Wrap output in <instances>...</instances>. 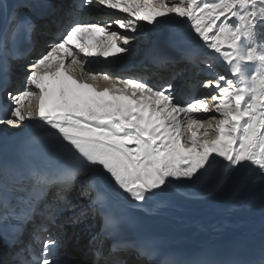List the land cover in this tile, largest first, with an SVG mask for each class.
Here are the masks:
<instances>
[{
  "label": "snow or ice",
  "instance_id": "1",
  "mask_svg": "<svg viewBox=\"0 0 264 264\" xmlns=\"http://www.w3.org/2000/svg\"><path fill=\"white\" fill-rule=\"evenodd\" d=\"M83 2L127 14L117 16L113 23L132 33L143 27L139 22L159 23V18L170 14L194 21V38L205 49L203 62L211 77L201 86L212 92L208 97L182 100L174 91L172 79L162 84L131 76L113 79L110 73L93 69V58L107 60L124 53L128 49L118 42L128 45L136 39L108 31L98 23L74 22L63 30L32 62L33 70L25 73L18 91L10 90L8 64L0 62V94L7 101L0 103V124L18 127L26 120L42 122L55 130L50 135L65 154L62 162L31 171L19 213L0 189V218L16 216L23 228L34 220L51 186L70 190L66 182L83 175L88 180L80 183V196L68 200L74 210L79 208L70 222H83L89 211L99 213L104 227L97 235L107 238L120 232L124 213L105 186L118 197L147 202L175 181L195 183L218 162L230 173L249 170L264 180V0H201L199 4L197 0H181L176 6H168L165 0ZM9 22L13 40L18 29L28 34L32 31L31 23L18 20L14 13ZM91 33L102 36L86 39L85 34ZM4 52L16 57L15 48L0 43V55ZM253 62L255 66L249 67ZM217 66L222 71H217ZM100 76L107 82L102 89L97 83ZM208 100L216 103L210 105ZM212 111L218 119L196 115ZM85 184L96 193L87 205L80 203V197L88 195ZM59 211L40 214L55 224ZM47 231V226L36 229L26 245L29 250L34 242L41 245L30 264H61V239L57 235L41 241L40 233ZM22 235L17 230L15 236L5 239L15 247L22 242ZM130 248L143 254L134 242L121 240L114 242L109 255ZM23 251L14 258H20ZM92 253L93 264L101 259L104 264H118L98 249L93 248Z\"/></svg>",
  "mask_w": 264,
  "mask_h": 264
},
{
  "label": "bare ground",
  "instance_id": "2",
  "mask_svg": "<svg viewBox=\"0 0 264 264\" xmlns=\"http://www.w3.org/2000/svg\"><path fill=\"white\" fill-rule=\"evenodd\" d=\"M79 2H83V0H26V8L29 12L36 9L43 13L40 18L31 23L33 26L32 31L30 34L27 33L29 45L22 54L21 59L15 63L9 57L5 58L12 78L10 90H20L23 78L21 74H17V71L11 68L12 65L17 64L25 67V65H22L23 63H30L29 71L31 72L33 70L31 67L32 62L45 52L42 51L43 43L47 41L46 45H44L47 50L63 30L78 19V22L98 23L101 26H107L108 31L116 30L121 35L136 37L128 45H124L122 41L118 42L121 47L128 49L124 53L109 57L107 60L104 58H93L95 61L92 64L93 69L100 72H108L113 79L120 76H131L146 78L147 81L155 84H162L171 79L174 74L180 73L183 80L173 79L176 86L174 91L180 99L188 100L194 97H208L211 94L212 89L201 86L205 79H211V77L207 75V69L203 62L205 49L200 47L197 39L194 38V21L190 22L188 18H180L176 17L175 14H170L169 17L159 18L161 21L159 23L147 24L146 22H139L143 27H138V32L132 33L128 30L119 29L118 25L113 23L117 16H127V14L119 13L118 10L108 9L106 6L100 5H86L82 9L78 7ZM165 2L168 6H176L181 3V0H165ZM197 2L199 4L201 0H197ZM256 2L259 3V0H256ZM229 22L231 23V21ZM85 36L87 39L89 36L101 37L102 34L91 33L85 34ZM31 47L32 51L28 52ZM170 48H174L177 51L172 52L173 50H170ZM253 66H255V62L249 65V67ZM88 67L89 65L86 64L85 68ZM217 71H222V68L217 66ZM184 78H186L185 82ZM231 78L236 83L237 77L233 76ZM97 83L101 89L107 84L102 76L98 77ZM182 83L186 85L184 87L185 93H183L184 89L180 86ZM194 86H198L196 89L197 95L195 96L191 94ZM207 102L210 105L216 103L212 100ZM196 115L219 118L214 111ZM53 131L55 130L48 129L46 125H42V122L37 120H26L18 127L0 124V143L26 135H46ZM220 159L217 158L218 161ZM217 164L219 165L217 166ZM219 167V162L214 164L195 183L187 180L175 181L167 191H161L159 196L145 202L146 206H141L138 209L139 213L148 217L160 215L165 209L163 193H167L175 196L179 201L194 204L191 214L195 217V223L198 227L206 228L204 238L199 242L186 238V236L178 241L175 240L180 249H187V254L208 243L226 244L230 242L240 246L248 245L254 249H264V180L257 178L254 172L249 170H241L236 173L228 171L226 176L221 178L222 174H213ZM212 174V178L214 176L216 178L210 183L209 178ZM86 180H88L86 176L81 175L78 177L69 192L66 191V188L52 186L38 207L34 217L35 222L29 224L28 230L22 239L24 241L32 240L33 233L38 226H47L48 231L45 236L56 238L58 235L61 239L62 247H64L63 251L67 254V257L71 258L70 260L84 262L85 264L88 261L93 264L95 257L92 249L95 248L104 256H109L111 261L116 260L115 262L119 263L117 255H109L113 243L109 242L107 238L103 239L101 235H97L99 232L94 231V226L86 227L96 223V213L89 211L88 218L81 223L72 224L70 222V218L74 215V212L79 211V208L74 210L68 200L72 196H80V183ZM193 180H195V177ZM207 185L210 186L206 187ZM84 188L88 190V185L85 184ZM188 193L206 195L208 197L206 199L193 198ZM95 194V190H88V195L80 197V203L87 205ZM155 202H158V204L149 206L150 204H155ZM134 204H139V202L136 201ZM218 204L221 205L220 209L205 216V210L208 207ZM238 206L241 209L233 214L234 209ZM151 209L152 211L150 212ZM58 210H62L56 215L60 221L58 227H53L40 214L41 212L45 213V211L57 213ZM173 210L176 211V208H173ZM174 214L180 216L178 212ZM168 218L170 217L168 216ZM60 225L63 227H60ZM66 237L70 239L68 244L65 243ZM94 237L95 240H93ZM90 241H92L91 244ZM72 244L75 246H72ZM24 247V245L19 247L17 252ZM82 253H86V255ZM12 254L13 251L7 252L0 246V264H12L10 262ZM99 264H104L103 259L100 260Z\"/></svg>",
  "mask_w": 264,
  "mask_h": 264
},
{
  "label": "rangeland",
  "instance_id": "3",
  "mask_svg": "<svg viewBox=\"0 0 264 264\" xmlns=\"http://www.w3.org/2000/svg\"><path fill=\"white\" fill-rule=\"evenodd\" d=\"M78 7L83 9L84 7H86V4H84V2H79ZM46 43H47V41H45V43H43L42 51H46V48H44V45H46ZM157 58H160V57H157ZM22 65H25V67H21V66H18L17 64H14L11 68L14 71L16 70L17 71V74H21L24 77V75H25L26 72L30 73V71H29L30 63L28 64V63L25 62ZM197 88H198V86H196L195 89H193V95H197L196 94V92H197L196 89ZM224 163H227V162H224ZM218 165L219 164H217V166ZM227 172H228V170H226V169H224V168H222L220 166L216 171L213 172V174H222V177L221 178H224L226 176ZM213 174L209 178L210 183H212L214 181V178H216V176H214V178H212ZM209 186L210 185H207L206 187H209ZM73 262H71V263H73ZM86 262H87V264L88 263L90 264V262H88V261H86ZM78 264H85V263L84 262H80Z\"/></svg>",
  "mask_w": 264,
  "mask_h": 264
}]
</instances>
